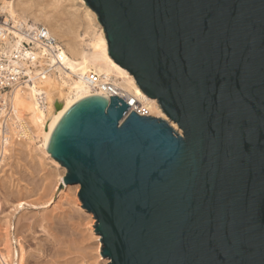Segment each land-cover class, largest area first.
<instances>
[{
  "label": "water",
  "instance_id": "water-1",
  "mask_svg": "<svg viewBox=\"0 0 264 264\" xmlns=\"http://www.w3.org/2000/svg\"><path fill=\"white\" fill-rule=\"evenodd\" d=\"M171 121L81 99L50 142L109 264H264V0H85Z\"/></svg>",
  "mask_w": 264,
  "mask_h": 264
},
{
  "label": "bare ground",
  "instance_id": "bare-ground-1",
  "mask_svg": "<svg viewBox=\"0 0 264 264\" xmlns=\"http://www.w3.org/2000/svg\"><path fill=\"white\" fill-rule=\"evenodd\" d=\"M61 1L62 0H56L58 3ZM78 1L81 3L82 10L84 9V17L87 20L85 23L86 27L84 32L82 31L75 34V36H70L68 32L63 31L58 26L56 21L50 19L48 20L49 25L45 24L41 22L40 16L37 12H33L26 7H18L12 0H0L2 3L0 13H7L19 20L22 19L26 22L29 20L33 24L47 26L62 47V65L57 66V68H52L50 72L45 73L44 76L41 77L37 83L35 82L34 85L30 83L19 86L17 85L12 91H10V93L4 94V98L7 101H10L9 107H11L12 110V112L11 110L8 112L7 116L11 113H13V116H9L10 119L9 117L6 118L1 125L3 126L2 128H5L0 129V163L5 160L7 153L13 150V146L16 145L19 140H23L29 146H32V148L41 155L43 160L47 155L60 165L61 163L57 161L50 152V142L61 121L69 110L81 99L93 95L106 96L109 86L115 89L119 95L124 97V99L130 104L131 109H146L150 115L167 118V115L158 100L146 95L138 86L134 75L131 74L128 69L122 67L112 59L108 53V42L103 30L104 27L99 22L98 15L89 5L86 4L85 0ZM79 14L77 13V17L82 20V15ZM38 70L46 72L44 69ZM93 73L99 76V81L96 84L91 83L90 81V76ZM173 125L176 124L174 123ZM64 170V174L60 176L61 183L63 184H65L63 177H65L67 173L66 167H64ZM75 185H77L76 188L79 192L81 188L80 184ZM9 197H11V195ZM27 204L28 203L21 201L17 206L24 208ZM33 205L34 204L32 203V206ZM1 206L3 205L0 198V208ZM5 222L6 221H4V223ZM7 228H9L8 225ZM4 234L5 235L3 236L0 234V240L4 241L5 251L2 250L0 255L2 256L3 261L8 262L7 264H11L10 260L14 257V253H12L11 249L12 232L10 233L9 229H7ZM42 249L44 248L42 247ZM37 253L39 254V252ZM26 255L24 245L21 244L20 254L18 255V264H26ZM106 259H108L106 260V264H109L111 260L109 258Z\"/></svg>",
  "mask_w": 264,
  "mask_h": 264
},
{
  "label": "rangeland",
  "instance_id": "rangeland-1",
  "mask_svg": "<svg viewBox=\"0 0 264 264\" xmlns=\"http://www.w3.org/2000/svg\"><path fill=\"white\" fill-rule=\"evenodd\" d=\"M12 1L18 7L37 12L41 22L45 24H48L50 19L56 21L70 36L85 31L87 20L78 0H62L60 3L56 0ZM77 13L82 15V20L77 17ZM165 119L174 124L169 117ZM175 124V129L182 132L177 123ZM7 154L5 160L0 163V198L3 205L0 208V234L5 235L7 229L12 232L11 249L14 257L10 260L11 264H18L21 244L27 254L26 264H106L108 259L101 253V235L95 231L94 224L97 220L82 206L77 185L61 183L60 176L64 174V167L47 155L43 160L41 155L23 140H19ZM21 201L28 204L21 208L17 206ZM40 245H44V249ZM4 247V241L0 240V252L5 251ZM3 263L8 262L3 261L0 255V264Z\"/></svg>",
  "mask_w": 264,
  "mask_h": 264
},
{
  "label": "built area",
  "instance_id": "built-area-1",
  "mask_svg": "<svg viewBox=\"0 0 264 264\" xmlns=\"http://www.w3.org/2000/svg\"><path fill=\"white\" fill-rule=\"evenodd\" d=\"M59 65H62V47L47 26L0 13V129H4L1 125L11 110L10 101L4 98V94L10 93L17 85H34ZM90 81L96 84L99 76L91 74ZM115 95L124 98L109 86L106 97ZM131 110L150 115L146 109Z\"/></svg>",
  "mask_w": 264,
  "mask_h": 264
}]
</instances>
